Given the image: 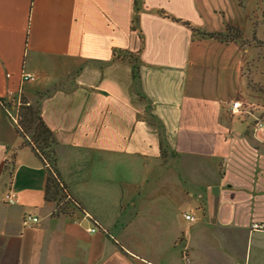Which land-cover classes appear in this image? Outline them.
I'll return each mask as SVG.
<instances>
[{"label":"crops","instance_id":"obj_1","mask_svg":"<svg viewBox=\"0 0 264 264\" xmlns=\"http://www.w3.org/2000/svg\"><path fill=\"white\" fill-rule=\"evenodd\" d=\"M237 1L0 0V264H264V232L249 231L264 177L244 163L264 168V102L244 101L260 89ZM227 27L241 38L217 39ZM129 53L137 78L118 59ZM18 97L56 138L71 215L45 201L42 163L20 148L4 109Z\"/></svg>","mask_w":264,"mask_h":264},{"label":"trees","instance_id":"obj_2","mask_svg":"<svg viewBox=\"0 0 264 264\" xmlns=\"http://www.w3.org/2000/svg\"><path fill=\"white\" fill-rule=\"evenodd\" d=\"M140 0H134L136 6ZM242 3V0H239ZM188 26L192 32L198 33L197 30L192 28L188 23L183 22ZM134 28V27H133ZM217 39L222 38H241L238 29L227 27L226 34L215 35ZM138 54H125L119 56L118 59L129 61L134 65V77L137 78V65L134 61ZM137 59V58H136ZM263 93L262 90H258ZM11 100L8 105L13 104L15 101ZM3 103V102H2ZM22 105L18 113V124L15 125L19 137L22 139L20 148H29L42 163L46 172V183L44 187V199L48 203L56 205V212L71 215L77 209L76 204L70 199L66 193V187L59 178L56 171V152L57 145L56 138L51 130L45 124L41 114L39 104H29L22 101ZM47 164L49 166H47Z\"/></svg>","mask_w":264,"mask_h":264},{"label":"rangeland","instance_id":"obj_3","mask_svg":"<svg viewBox=\"0 0 264 264\" xmlns=\"http://www.w3.org/2000/svg\"><path fill=\"white\" fill-rule=\"evenodd\" d=\"M237 3L241 12L250 16L249 36L244 42L247 47L252 48L248 54L246 71L249 72L252 89L263 92H255L249 88L244 94V101L256 106L264 102V0H242V3L238 0ZM132 188L133 186L126 187L127 190Z\"/></svg>","mask_w":264,"mask_h":264},{"label":"built area","instance_id":"obj_4","mask_svg":"<svg viewBox=\"0 0 264 264\" xmlns=\"http://www.w3.org/2000/svg\"><path fill=\"white\" fill-rule=\"evenodd\" d=\"M36 80H37V77L35 75H33V74L25 73V72H23L21 74V81L23 83H34V82H36ZM22 105H24V104L22 103V101H21V99L19 97L13 102V104L4 105V109L6 111V114L8 115V117L11 119V121L15 125L18 124V113H19V109H20V107ZM26 105H29V104H26ZM230 110H231L232 114H241L242 112H245L248 115L252 114L250 107L248 108L241 101L232 102V104L230 106ZM254 120H255L256 128L263 127L264 119L254 118ZM47 166H49V165L47 164ZM4 199L9 204H13L15 202L13 197L10 196L9 194H5ZM85 217H88V215H85ZM185 220L193 222L194 221V217L191 216V215H185ZM36 222H38V219H36L35 217H30V216H26L22 220V223H23L24 226H29V225L34 224ZM98 225L99 224L97 222H95L86 231L88 233H96V232H98V228H97ZM249 231L250 232H264V222L256 221V222L250 223Z\"/></svg>","mask_w":264,"mask_h":264},{"label":"water","instance_id":"obj_5","mask_svg":"<svg viewBox=\"0 0 264 264\" xmlns=\"http://www.w3.org/2000/svg\"><path fill=\"white\" fill-rule=\"evenodd\" d=\"M244 163L245 168L249 171V173H251L253 176H256L257 179H259L260 176L264 177V168L260 162L246 157Z\"/></svg>","mask_w":264,"mask_h":264}]
</instances>
